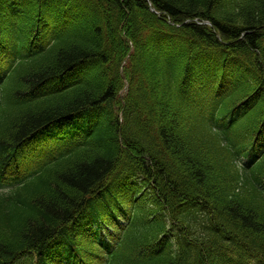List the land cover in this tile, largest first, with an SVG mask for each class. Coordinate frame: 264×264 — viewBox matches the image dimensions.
<instances>
[{"label": "trees", "instance_id": "obj_1", "mask_svg": "<svg viewBox=\"0 0 264 264\" xmlns=\"http://www.w3.org/2000/svg\"><path fill=\"white\" fill-rule=\"evenodd\" d=\"M83 1L0 85V264H264V0Z\"/></svg>", "mask_w": 264, "mask_h": 264}, {"label": "rangeland", "instance_id": "obj_2", "mask_svg": "<svg viewBox=\"0 0 264 264\" xmlns=\"http://www.w3.org/2000/svg\"><path fill=\"white\" fill-rule=\"evenodd\" d=\"M125 88V87H124ZM126 88L123 90L122 94H125Z\"/></svg>", "mask_w": 264, "mask_h": 264}]
</instances>
